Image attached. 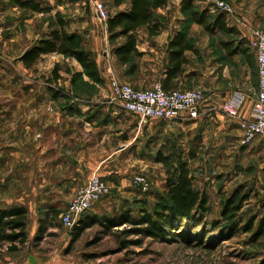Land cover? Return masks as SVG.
<instances>
[{"label": "crops", "instance_id": "1", "mask_svg": "<svg viewBox=\"0 0 264 264\" xmlns=\"http://www.w3.org/2000/svg\"><path fill=\"white\" fill-rule=\"evenodd\" d=\"M4 1L6 0H0V32L17 27L22 20L27 26L32 21L39 23L34 18L35 14L43 13L30 11L34 12V16L24 18L18 15L22 7L13 4L11 0L3 4ZM34 1L42 8H48L51 14L58 12L65 20L68 32L85 37L86 46L97 62L102 82L98 95H94L89 101L73 95L64 104V98L53 95L51 89L58 91L53 83H45L39 79L41 74H48L63 59L62 55H43L32 68H26L19 60L25 50L47 35L48 25L36 27L34 24L24 30L25 41L22 45L19 43L22 38L19 35L15 38H9L8 34L3 36L6 45L0 55L18 54L16 63L23 80L13 81V65L9 58L2 57L0 208L25 206L29 218L37 217L41 208L47 211L64 206L93 173L97 172L102 178L101 172L109 165V173L116 172L113 166L125 158L128 154L127 147L132 141L138 143L139 139L149 140L157 135L159 129L156 119L140 120L125 109L116 108L111 102L107 104L105 101L109 96L110 80L115 78L123 82L129 80V74L124 70L125 64L116 60L113 53V47L120 44L123 38L112 43L108 41L106 25L96 16L94 2L91 0L90 11L85 15L81 10L85 3L81 0L72 2L75 8L73 14L64 11L70 5L68 2H63L60 9L52 0ZM101 1L109 13L126 7H114L111 0ZM180 1L168 0L163 8L155 10L160 23L157 33L150 35L147 26L136 29V45L141 52L136 58V65L139 66L140 73L147 75L148 81L162 82L169 61L168 43L178 32L186 31L196 52L186 53L189 61L184 65L181 77L174 80L173 88H200L204 99L199 106L197 119L183 118L178 121L186 124L190 131L210 123L224 139L232 138V134L236 135V132L239 138L238 122L251 116L258 88L256 57L250 47V40L253 30L264 24L261 2L242 0L235 5L234 14H226L227 25L235 27L240 37H244L249 43L246 52L249 56L245 57L241 53L228 56L220 43L216 45L211 42L210 36L218 34H208L197 23L189 22L186 14L181 11ZM17 7L21 9L17 10ZM9 8L16 11L15 17L10 21L5 16ZM15 41L19 43L18 49L10 46ZM74 65L76 66V62ZM143 81L132 82L140 86ZM233 97L242 98L243 101L236 116H229L222 108L226 100ZM101 98L104 99L100 101ZM97 99L102 102L101 109L92 105ZM106 148L110 151L105 154Z\"/></svg>", "mask_w": 264, "mask_h": 264}, {"label": "rangeland", "instance_id": "2", "mask_svg": "<svg viewBox=\"0 0 264 264\" xmlns=\"http://www.w3.org/2000/svg\"><path fill=\"white\" fill-rule=\"evenodd\" d=\"M52 1L60 9L63 2H68L70 5L64 11L68 14L75 12L72 5L75 0ZM81 1L85 3L81 10L88 15L92 2L91 0ZM240 1L242 0H229L233 14L235 5ZM6 2L7 0L3 4ZM248 2H253V0H248ZM260 2V8L264 9V0ZM196 5L199 8H207L203 0H198ZM9 9L5 16L10 21L15 17L16 11ZM18 9L21 8L17 7ZM20 11L18 15L24 18L34 16V12H30L29 9L22 8ZM35 15L34 18H37L39 23L32 21L27 26V23L22 20L17 27L0 32V53L6 45L2 39L5 34H8L9 38L19 35L22 37L19 41L22 45L25 41L24 30L31 28L34 24L36 27L47 26L48 22L52 21L50 12ZM154 15L158 21L159 15L156 13ZM210 38L211 42L216 45L220 43L219 40L233 39L234 45L241 42L242 48L249 47L248 41L240 37V34L236 36L218 34ZM19 43L15 41L10 46L14 47L12 49H18ZM17 55H0V61L6 56L12 63L11 78L15 82L23 80L18 70V63H16ZM243 56L249 55L246 53ZM134 61L136 62L137 59ZM56 64L59 65L60 79H53L51 71L46 75L41 74L39 79L45 83L52 82L58 91L65 93L62 97L64 104H67L68 99L73 95L87 101L94 95H98L100 83L92 82L85 76L80 64L77 65V61L63 56V59ZM123 66L127 71L129 65ZM76 73L78 77L75 79L74 74ZM138 80H144L141 82L143 84L137 86L132 82ZM123 82L137 89L150 88L156 83H161L155 80L148 81L147 75L140 73L138 65L135 73L129 75V80H123ZM100 101L97 99L92 102V105L101 109L103 105ZM105 101L107 104L111 102V105L116 108H122L115 102L111 91ZM150 119L158 121L156 123L159 125L157 135L150 137L149 140L148 138L139 139L138 143L133 140L127 147L128 154L121 163L112 165L116 172L109 173L110 165L101 172L102 178L105 181L108 180L106 183L109 186V194L93 205L87 213L112 216L127 208H131L134 212L141 207L153 210L154 205L164 193L166 172L185 161L193 176L194 188L204 190L210 196L212 213L206 218L207 223L194 224L191 228L181 224L172 230L171 237L166 241H154L145 237L142 238L141 245L130 244L125 249L119 248L118 240L123 237L118 231L122 228L113 230L110 234H103L99 225L94 226L87 229L80 237L81 239L72 242L71 228L61 222L60 215L67 210L66 207L74 196L59 208L60 213L56 217L46 223L48 226L40 232V237H38L39 224L45 217L46 211L41 208L37 217H28L26 224L28 241L25 247L20 251L10 253L6 251V247H2L0 264H264V235L258 240L253 237L260 217L264 215V136L258 135L248 145L241 146L237 132L236 135L232 134V138L224 139L218 129L210 123L190 131L188 126L179 122L178 119ZM109 151L107 148L104 150L105 154ZM157 151L168 156L169 166L155 160ZM140 173L147 178V189L145 190L133 183V176ZM240 185L246 191L250 190V196L245 200L239 212L241 224H245L251 218L255 219V223L251 231L239 232L229 237L221 234L217 229L213 230L209 222L219 218V202ZM137 238L141 237L129 235L126 239Z\"/></svg>", "mask_w": 264, "mask_h": 264}, {"label": "trees", "instance_id": "3", "mask_svg": "<svg viewBox=\"0 0 264 264\" xmlns=\"http://www.w3.org/2000/svg\"><path fill=\"white\" fill-rule=\"evenodd\" d=\"M13 4L22 8L41 13L49 12V9L42 8L34 0H11ZM114 7L125 5L126 7L115 13L107 12L105 22L108 33V41L115 42L116 39L123 38L120 44L113 47L116 60L129 65L127 74L132 75L137 68L136 59L141 55L136 45L135 31L141 26H147L149 34L159 31L160 23L155 20L154 14L157 8H163L168 0H111ZM198 0H181V11L186 14L187 20L197 23L208 34H226L236 36L238 31L235 27L227 25L226 13L213 12L208 8H199L196 5ZM52 21L48 22L49 30L47 35L37 40L33 46L25 50L19 60L26 68H32L43 55L56 53L69 57L77 61L85 74L92 82L101 83L102 78L99 73L97 62L86 46L84 37L79 33L68 32L65 28V20L58 12L51 15ZM155 20V21H153ZM153 21V22H152ZM152 22V23H151ZM233 39L219 40L220 46L228 56L236 54H246L248 48H242L241 42L234 45ZM169 61L165 69V78L162 80L163 88L172 89L175 79L183 74V67L188 63L186 53H195L194 44L187 38L186 31L178 32L168 43ZM59 65H54L51 76L57 80L61 77L58 74ZM79 73V72H78ZM74 74V78L78 77ZM74 83V80H73ZM54 96L64 97L65 93L51 89ZM75 96V95H74ZM155 160L169 166L168 156L157 151ZM164 193L161 199L156 202L153 210L141 207L134 212L127 208L112 216H100L91 213H83L75 225L71 228L72 242H76L83 233L94 226H100L103 234H110L113 230L123 239L119 241V248H128L130 244L141 245L142 238L148 237L154 241H166L171 237L174 228L184 224L191 228L194 224L207 223L206 218L212 213L210 196L204 190H197L193 186V176H191L187 163L181 162L172 170L166 172ZM250 196V190L244 189L241 185L227 197L219 202V218L209 222L213 230H218L221 234L229 237L239 232H249L253 229L255 219H249L245 224H241L239 212L245 200ZM60 213L59 209L51 208L41 219L40 232L47 228L48 221ZM28 210L25 206H9L0 208V249L6 247L7 252L20 251L25 247L27 240ZM129 235L138 236L134 240L126 239ZM264 235V215L255 228L253 237L258 240ZM120 236H118L120 238ZM36 238V237H35Z\"/></svg>", "mask_w": 264, "mask_h": 264}, {"label": "built area", "instance_id": "4", "mask_svg": "<svg viewBox=\"0 0 264 264\" xmlns=\"http://www.w3.org/2000/svg\"><path fill=\"white\" fill-rule=\"evenodd\" d=\"M94 2L96 16L103 23L107 19V11L100 0ZM207 8L213 12L232 14L229 0H203ZM250 47L256 57V70L258 75L255 104L250 117L242 118L238 122L239 145H248L258 135L264 136V24L252 32ZM115 102L123 109L135 115L140 120L157 118L168 119H197L199 106L204 99L203 90L197 89H165L161 83H156L150 88H134L128 83H121L112 78L109 82ZM111 101V100H110ZM223 105V112L229 116H236L241 106L242 98H230ZM133 183L140 189H147V178L142 174L133 176ZM75 197L68 203L63 212L61 222L72 228L83 213L109 194V186L96 172L75 193Z\"/></svg>", "mask_w": 264, "mask_h": 264}]
</instances>
